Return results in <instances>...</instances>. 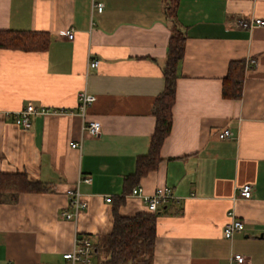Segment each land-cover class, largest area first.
Instances as JSON below:
<instances>
[{"label": "crops", "instance_id": "obj_1", "mask_svg": "<svg viewBox=\"0 0 264 264\" xmlns=\"http://www.w3.org/2000/svg\"><path fill=\"white\" fill-rule=\"evenodd\" d=\"M166 1L0 0V30L46 32L51 40L43 51L0 48V177L24 173L48 188L0 192V264H70L63 254L76 237H89L97 251L115 210L148 212L131 194L138 185L147 193L170 186L180 198L158 212L150 264H226L233 253L264 264V26L238 23L264 19V0H179L186 42L172 130L158 166L126 179L150 149L153 104L165 86L172 35ZM253 58L257 65L248 66ZM95 59L97 68L90 66ZM237 61L245 64L242 94L225 97ZM83 90L96 96L87 113L102 123L95 136L76 111ZM30 103L75 113L34 115L29 129L6 115ZM225 129L234 137L221 139ZM244 184L252 185L251 198L241 196ZM73 187L88 206L66 219ZM230 211L244 222L231 239L224 236Z\"/></svg>", "mask_w": 264, "mask_h": 264}, {"label": "trees", "instance_id": "obj_2", "mask_svg": "<svg viewBox=\"0 0 264 264\" xmlns=\"http://www.w3.org/2000/svg\"><path fill=\"white\" fill-rule=\"evenodd\" d=\"M179 0L166 1V14L172 22V35L164 66L165 86L153 104L156 126L147 154L140 155L136 172L126 179L139 180L154 170L161 161V148L170 135L173 124V107L176 101V87L179 65L185 52L186 34L179 27L176 11ZM46 32L24 30H0V48L43 51L50 45ZM244 61L232 63L228 82L224 84L225 97L238 98L244 83ZM134 187H132L131 192ZM48 188L40 181L31 180L24 173H5L0 177V192H41ZM112 232L103 238L98 246L96 264H150L157 239L158 213L139 212L134 216H122L115 210ZM100 255V256H99ZM101 255L105 258L102 259Z\"/></svg>", "mask_w": 264, "mask_h": 264}, {"label": "built area", "instance_id": "obj_3", "mask_svg": "<svg viewBox=\"0 0 264 264\" xmlns=\"http://www.w3.org/2000/svg\"><path fill=\"white\" fill-rule=\"evenodd\" d=\"M97 11L102 12L104 9L103 3L95 4ZM238 23L241 27L246 29H252L256 26H264V19L259 17L252 18H240ZM66 36L70 39L74 37V31L72 29L66 30L64 32ZM99 60H91L90 66L93 68L99 67ZM256 59H249L248 66H256ZM96 100V96L89 93L86 90L81 91L78 94V108L77 113L84 119V130H86L90 135H98L102 130V123L99 120H87V113L89 107ZM75 113L73 110L67 109H49L46 107L38 108L32 103L28 104L26 107L15 111L6 112L7 116L13 117L14 122L21 128L29 129L32 126V117L38 114H68ZM221 139L233 138L234 134L231 130L225 129L219 134ZM73 148L81 147V144L74 142L72 144ZM82 180L91 182V176H81ZM80 181V180H79ZM239 192L244 198H251L253 195V188L251 184H244L239 188ZM67 194L70 197L71 205L74 208L73 212L62 213L63 218L71 219L76 218L81 209L88 206V202L84 199L83 194L80 192L79 187L69 188ZM131 194L133 196L139 197L145 203L148 212L158 213L160 208L166 204L174 201H178L180 198L177 197L170 186H159L153 193L145 192L143 186L138 185L133 188ZM230 221L224 227V236L231 239L238 231L243 230L244 222L238 219L234 211L228 213ZM63 258L66 259L70 264H95L96 251L92 240L89 237H76L74 246L71 251L63 254ZM247 259L243 254L233 253L230 256V262L226 264H246Z\"/></svg>", "mask_w": 264, "mask_h": 264}]
</instances>
